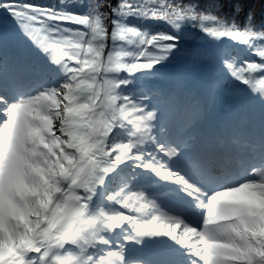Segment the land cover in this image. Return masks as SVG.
Segmentation results:
<instances>
[{"label": "rangeland", "instance_id": "374dc122", "mask_svg": "<svg viewBox=\"0 0 264 264\" xmlns=\"http://www.w3.org/2000/svg\"><path fill=\"white\" fill-rule=\"evenodd\" d=\"M5 29L12 31L13 38L2 39L0 60L11 57L16 65L12 61L11 66L4 71L0 62V77L4 79L7 72L11 75L16 69L19 80L26 82L27 88L16 89L13 93L15 99L9 100L15 116L14 119L8 117L7 123L14 127L15 137L12 135L9 149L1 164L5 173L11 172L16 187L31 197L29 202L24 200L11 209L5 206L2 209L3 215L6 209L5 217L14 219L6 231L11 234L12 241L21 236L22 242H27L41 227L42 217L47 215V208L59 196L60 189L66 185L67 177L79 180L72 194L81 197L87 180L83 173L74 174L72 171L76 167L83 171L84 168L88 170L90 166V161L85 160L83 164L81 163L82 151L95 139L91 129L96 122L99 128L95 133L108 154V160L104 159V162L115 164L126 160L128 167L125 171L114 168L110 183L101 190V199L114 201L117 210L123 205H128V212L132 214L145 207L151 211V220L161 219L160 200L150 194L151 184L147 182L148 177L162 171L174 172L176 178L187 181L188 187L198 186L182 170L188 168L193 157L192 152L176 166L170 164L166 153L169 150L173 152L172 154L183 152L184 146L194 141L193 137L188 136L180 141V137L168 135L170 127L168 124L170 121H177L180 124L178 131L182 134L188 133L194 122L191 116L200 118L202 107L207 104L213 105L216 93L220 90L217 74L212 73L213 80L208 84H199L201 81L198 82L197 79L205 80L207 69H204V66L210 68L215 61L222 60L220 65L222 69L227 62V71L231 70L233 73L231 78L236 77L237 80L236 86L223 88V95L227 100L224 110L230 113L229 102L232 99L238 100L244 106L242 115L231 125L234 129L242 125V133L236 136L237 145H240L239 149L242 146L252 148L248 161L250 169L259 167L264 160V114L260 117L258 131L251 133L249 130L253 118L252 111L254 107L262 104H258L257 101L253 105L252 100H247L248 92L255 87L264 90V66H258L252 60L254 58L258 62L264 61V53L256 51L248 61L239 55L238 51L242 49L246 55H250L249 48L244 45L241 37H236L232 32H220L213 39L199 43L200 48L212 52L208 59L197 50L188 61L179 66H172L169 63L158 64L138 71L136 79L132 78V73L129 72L125 84L128 95L126 101L131 107L134 122L132 125L127 124L128 130L118 132L115 129V100L100 101L99 93H94L88 99L90 92L84 86L72 90L66 88L67 77L75 60L59 43L50 41L40 28L31 23L17 22L12 28L1 29L0 33ZM229 43L233 46L231 51L227 50ZM52 45L57 46L59 50L62 49L60 59L49 51ZM244 67L251 70L242 73ZM147 73L151 77H148ZM1 79L2 97L10 93L7 89L10 79H4L2 82ZM31 90L38 96L33 99L30 106L21 109L20 104L24 102L22 98L29 99V96L34 94H30ZM61 103L63 110H58L56 106ZM62 113L64 117L60 118L59 115ZM227 124L229 121L224 124V128ZM63 126L69 127L65 137L72 136V146L68 151L75 155L70 158H66V154L63 153L65 149L61 146H58V149L55 143V138L60 135ZM242 137L244 139L241 142ZM175 138L177 141H173ZM202 143L209 145L207 140ZM165 146L168 149H165ZM85 155L88 158L89 154ZM250 169L247 172L244 170L237 172L233 178L236 180L234 187L245 182L259 181L247 177ZM96 179L100 181L101 178L97 176ZM158 181L162 179H157L152 188L159 184ZM249 203L252 206L250 214L241 219L236 226L231 227L233 232H247L249 237V243L239 245L240 256L250 250H260L264 254V193L251 198ZM255 237H260L262 244L251 245V238Z\"/></svg>", "mask_w": 264, "mask_h": 264}, {"label": "bare ground", "instance_id": "6f19581e", "mask_svg": "<svg viewBox=\"0 0 264 264\" xmlns=\"http://www.w3.org/2000/svg\"><path fill=\"white\" fill-rule=\"evenodd\" d=\"M11 33L12 31L10 29H5L3 33H0V45L2 44L3 38H13ZM50 48L49 51L57 55L58 59H60L62 49L59 50L55 45H52ZM221 63L222 60L215 61L210 68H208L209 66H204V69H207V73L205 72L206 77H204L205 80L197 79L198 82L201 81L199 84H208L213 80L214 75L212 73L217 74L216 79H218V88L220 90L216 93L213 105L211 107L208 104L204 105V109L218 107L222 109L225 106V101H227L223 95V88H232L237 85L236 77L231 78L233 75L232 71H227V62L224 65V69L220 67ZM242 70V73H246V71L248 73V70L251 69L244 67ZM36 96H38L37 93H34L29 96V99L22 98L24 102L20 104L21 109L26 108L28 105L30 106ZM247 100H252L253 105L257 101L258 104H262L256 106V108L254 107L252 111L253 118L250 127L252 133H256L258 131V123L261 120L260 117L264 114V90L255 87V89L248 92ZM7 102L4 98L0 97L1 104L5 103L6 105ZM229 106L230 113L227 117L229 124L225 128L227 132L223 134V137L227 139L236 130L231 125L242 115L244 108L238 100L233 99L230 100ZM11 108V106H0V129L6 134L5 141L7 143L1 163L4 161L9 149L8 146L12 141V135L15 137L14 127H12L11 123H7L9 119L8 112L12 110ZM14 116V113H12L10 118L14 119ZM191 117L194 121H191L193 127L189 130L190 132L185 134L178 131L180 127L179 122L170 121L168 124L171 127H169L168 135L180 137V141L188 136L189 138L193 137L194 140L184 146L183 152H176L175 154H172L173 152L171 150L166 152L169 162L172 165L178 164L179 161H184L189 156V152H196L195 149L198 148L200 142L212 138L207 133H201V119L199 117ZM98 128L99 124L97 122L94 123L91 130L95 135V139L93 141L91 140L82 151L83 159L81 163L83 164L85 160L90 161L88 170L84 168L83 171L76 167L72 171L74 174L76 172L83 173L85 180H87V186L82 192L81 197L72 194L79 180L76 181L67 177L66 185L60 189L58 198L47 208L48 215L42 217L41 227L35 231L27 242H22L21 236L19 239L12 241L11 234L9 232L6 233V231L10 228L14 219L5 217L7 214L6 209H4V215L2 214V209L4 206L7 209H11L18 202L23 203L22 201L24 200L29 202L31 197L26 195L24 190L16 187L11 172L5 173L4 167L0 163V264H69L79 257H86L89 260L88 264H101L103 260L107 259L109 254L122 258L126 261V264H138L141 261L140 258H149L152 255H149L150 253L146 250L139 252L141 250L140 246L134 247L132 243L128 242L130 238H134L135 232H141L143 236H147L150 233H165L176 237L179 242L187 246L190 264H200L201 254L204 250L202 237L208 238L206 245L211 264H227V259L232 260L234 264H262L264 262V254L260 250H250L244 255H239V245L249 243L247 232H233L229 227L209 235L202 234L203 224L234 217L241 220L250 214L252 206L249 200L264 193V160L259 164V167L252 169L249 173V177L259 179V181L245 182L233 189H223L214 195L212 201L207 205L211 210L206 221L203 220L201 214L197 215L196 213H193L194 217L192 216V218L181 219L180 217L172 215L167 209H164L167 208L164 206H161L160 210L161 219L151 220V211L145 207H141L139 211L132 214L122 209L117 210L114 201L101 199V190L110 183L113 177V171L115 170L114 168L124 166L127 170V167L125 166L126 160L115 164L108 161L104 162V159L108 160V154L105 151L103 143H101V140L95 133ZM173 141H177V139L175 138ZM221 142L223 145L226 144L222 140ZM215 144L219 146L218 141ZM164 148L168 149L166 146ZM86 153L89 154L88 158L85 155ZM228 154L230 153L223 156L224 159ZM242 154L248 153L243 151ZM100 161L104 163H100ZM175 175L176 173L174 172L168 173L162 171L159 174H153L148 177L149 181L157 179H163L165 182L168 181V184L162 181L159 184L160 188H164L166 185L171 186V189L166 192L168 194L163 197L162 204L172 202V198L178 197L180 195L178 194L180 193V187L184 188L181 189V191L183 190L182 194H193L196 196L198 204H203L199 193L202 188L197 186H193V188L188 187L186 180H180ZM97 176H100V181L96 179ZM102 215L114 217L115 220L118 217H128L130 218V222L123 230V233L115 238L113 234L100 226V216ZM192 223L195 224L191 226L190 224ZM21 234L23 235V233ZM81 236L85 237L86 240L84 242L81 240ZM250 243H252L251 245L255 243L259 246L262 244V239L260 237L251 238ZM135 252H139L141 255H135ZM14 254L18 255L15 262L7 263V258Z\"/></svg>", "mask_w": 264, "mask_h": 264}, {"label": "trees", "instance_id": "16d2710c", "mask_svg": "<svg viewBox=\"0 0 264 264\" xmlns=\"http://www.w3.org/2000/svg\"><path fill=\"white\" fill-rule=\"evenodd\" d=\"M22 21L74 58L68 90L84 86L88 99L99 93L100 101H116L118 132L134 122L126 101L129 72L136 79L138 71L158 64L177 66L197 50L208 59L212 52L198 45L220 32L243 39L250 55L242 49L238 54L248 61L256 51L264 53V0H0V30ZM232 48L229 43L227 50ZM68 131L63 126L55 138L66 158L75 155L68 151Z\"/></svg>", "mask_w": 264, "mask_h": 264}]
</instances>
